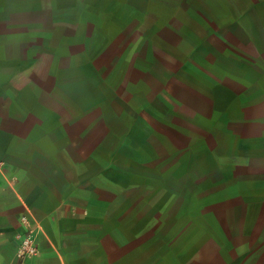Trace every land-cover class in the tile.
<instances>
[{
    "label": "rangeland",
    "instance_id": "rangeland-1",
    "mask_svg": "<svg viewBox=\"0 0 264 264\" xmlns=\"http://www.w3.org/2000/svg\"><path fill=\"white\" fill-rule=\"evenodd\" d=\"M76 4L55 50L71 63L29 65L27 91L102 153L108 240L93 253L264 264V0Z\"/></svg>",
    "mask_w": 264,
    "mask_h": 264
},
{
    "label": "crops",
    "instance_id": "crops-1",
    "mask_svg": "<svg viewBox=\"0 0 264 264\" xmlns=\"http://www.w3.org/2000/svg\"><path fill=\"white\" fill-rule=\"evenodd\" d=\"M76 1L0 0V264H20L24 215L42 226L40 251L25 264H119L117 248L110 261L90 248L108 240L103 169L91 166L102 153L78 148L61 131L70 122L28 101L29 65L71 63L55 50L70 48Z\"/></svg>",
    "mask_w": 264,
    "mask_h": 264
},
{
    "label": "built area",
    "instance_id": "built-area-1",
    "mask_svg": "<svg viewBox=\"0 0 264 264\" xmlns=\"http://www.w3.org/2000/svg\"><path fill=\"white\" fill-rule=\"evenodd\" d=\"M22 223L25 232L21 235L18 257L20 264H25L27 259L35 256L40 251L37 237L42 230V226L39 223L33 222L28 215L22 217Z\"/></svg>",
    "mask_w": 264,
    "mask_h": 264
}]
</instances>
